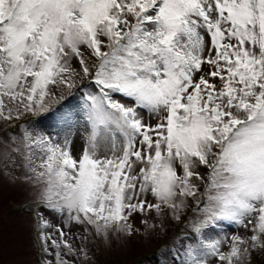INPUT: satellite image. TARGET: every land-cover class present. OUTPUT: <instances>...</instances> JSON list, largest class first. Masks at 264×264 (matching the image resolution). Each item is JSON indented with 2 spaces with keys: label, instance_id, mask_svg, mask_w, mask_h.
<instances>
[{
  "label": "snow or ice",
  "instance_id": "1",
  "mask_svg": "<svg viewBox=\"0 0 264 264\" xmlns=\"http://www.w3.org/2000/svg\"><path fill=\"white\" fill-rule=\"evenodd\" d=\"M74 89L82 114L56 107ZM50 113L83 120L78 156L35 127ZM24 116L11 151L66 225L130 240L136 214L154 231L146 217L182 222L192 201L180 264L264 251V0H0V120ZM223 225L247 235L212 238Z\"/></svg>",
  "mask_w": 264,
  "mask_h": 264
},
{
  "label": "rangeland",
  "instance_id": "2",
  "mask_svg": "<svg viewBox=\"0 0 264 264\" xmlns=\"http://www.w3.org/2000/svg\"><path fill=\"white\" fill-rule=\"evenodd\" d=\"M72 66L79 69L78 61L73 60ZM114 98L130 103L119 95ZM82 104V93L74 89L72 95L66 94L65 100L56 107L62 111L72 110L82 114ZM141 113L147 120V113L144 110ZM33 119L24 116L20 120H0V264H56L57 248L52 246L53 240L60 245L61 259L69 264H180L182 257L178 251L182 252L181 240L185 244L190 242V229L186 225L188 219H191V208L194 207L192 201L185 210L186 219L182 222H176L170 214L157 218L152 213L146 218L156 228L154 231H146L145 225L141 223L145 217L136 214L132 223L140 229L139 234L130 240L111 235L107 241L96 236L91 229L85 231V225L75 222L66 225L67 214L61 215L40 206L36 200V189L25 179L22 159L11 151L7 140L11 136H18L19 126H27ZM35 127L61 143L67 135L72 141L74 156L83 150L85 128L82 119L69 130L50 113L42 116ZM41 216L48 222V227L41 228ZM57 229L64 232L63 239L76 250V254H67ZM42 232L50 239L42 240ZM234 234L247 235L243 228L236 225H223L214 230L211 236L230 238ZM45 246L48 247L47 253L44 251ZM227 248L228 245L224 244L222 250L227 251ZM80 249H84V252H80ZM251 264H264V251L253 252Z\"/></svg>",
  "mask_w": 264,
  "mask_h": 264
},
{
  "label": "trees",
  "instance_id": "3",
  "mask_svg": "<svg viewBox=\"0 0 264 264\" xmlns=\"http://www.w3.org/2000/svg\"><path fill=\"white\" fill-rule=\"evenodd\" d=\"M165 257H167V255H165Z\"/></svg>",
  "mask_w": 264,
  "mask_h": 264
}]
</instances>
